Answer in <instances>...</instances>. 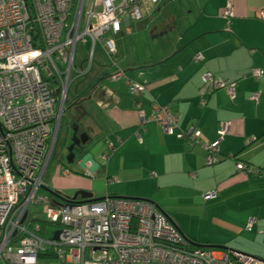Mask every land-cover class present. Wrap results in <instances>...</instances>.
Returning a JSON list of instances; mask_svg holds the SVG:
<instances>
[{
    "label": "crops",
    "instance_id": "1",
    "mask_svg": "<svg viewBox=\"0 0 264 264\" xmlns=\"http://www.w3.org/2000/svg\"><path fill=\"white\" fill-rule=\"evenodd\" d=\"M177 3L184 1L161 0L138 25L145 33L166 10L160 31L152 39L142 35L140 58L133 32L130 51L121 49L132 58L121 57V66L178 116L182 128L193 125L201 143L218 140L221 123H230L219 145L222 160L208 164L201 146L156 123L143 124L141 113H151L149 95L132 96L124 81L104 76L86 105L96 138L78 161L82 175L72 179L68 170L64 179L69 188L98 193L95 199L150 201L192 240L264 260V174L237 168L244 162L264 168V142H254L264 134V0H192L188 11L173 14ZM206 73L235 85V99L206 84ZM212 191L217 196L205 200Z\"/></svg>",
    "mask_w": 264,
    "mask_h": 264
},
{
    "label": "built area",
    "instance_id": "2",
    "mask_svg": "<svg viewBox=\"0 0 264 264\" xmlns=\"http://www.w3.org/2000/svg\"><path fill=\"white\" fill-rule=\"evenodd\" d=\"M160 2L0 0V264H264L240 252L192 247L187 235L150 201L106 196L73 203L47 185L73 84L91 75L98 50L107 58L112 81H124L132 96L152 99L150 115L141 113L143 124L156 123L168 135L179 130V138L206 151L208 164L222 160L219 145L230 123H221L218 140L201 143L200 132L180 129L170 108L121 66V37L132 35L134 25L154 14ZM230 13L229 6L225 15ZM35 28L39 39H34ZM87 44L86 64L78 66L77 49ZM203 80L235 99V85L216 81L211 73ZM258 97L253 94L251 100ZM237 168L257 173L242 163ZM252 227L250 220L248 230Z\"/></svg>",
    "mask_w": 264,
    "mask_h": 264
},
{
    "label": "rangeland",
    "instance_id": "3",
    "mask_svg": "<svg viewBox=\"0 0 264 264\" xmlns=\"http://www.w3.org/2000/svg\"><path fill=\"white\" fill-rule=\"evenodd\" d=\"M184 4H180L177 3L176 5L172 6L170 8V10L173 12V14H180L183 12L188 11L189 7H188V3L191 2L192 0H183ZM167 14L166 10L162 11V13H160V15L158 14V16L155 19V23L151 24V26L149 28H147V31L145 33H140V27L138 25H140V23H136L134 26V38H135V43H136V51H137V56L140 58V40L143 39L145 35L146 38H151L152 36L156 35L160 29H161V24H162V20L167 18ZM156 27V29H155ZM153 42V41H152ZM85 48L88 47L87 45H83ZM135 52V50L133 51ZM124 55V60H131V55L127 56L126 53H123ZM126 57V59H125ZM77 81V80H76ZM75 81V83H76ZM110 83L109 80H105L104 83ZM74 83V84H75ZM74 84H73V88H74ZM73 93V89L71 91V94ZM70 94V95H71ZM92 105V103H90V106ZM93 111V110H92ZM69 115L68 112L65 113V116L63 118V122H62V127H61V131H60V137H59V143H58V149L56 150V159H54L51 163V166L49 168V172L47 174L46 177V182L47 185L49 186V189L51 191H59L61 193H63L65 196L72 198L77 191H79L78 189L75 188H69L68 187V183L69 180L68 179H64V175L63 172L65 170H70L72 172V179L79 177L82 175V171L83 168L79 166V158H80V154L78 152H76V160L73 163H68L67 161V153H68V148L71 145V135H72V129L70 127V119H69ZM87 122V121H86ZM89 122V120H88ZM85 123V122H84ZM90 135H92V132L90 133ZM94 132L93 135L91 137L92 141L96 138V136H94ZM91 141V142H92ZM94 162V161H93ZM41 194H45L46 196L49 195V192H46L45 190H40ZM94 196L99 198L98 193H94ZM112 197V196H109ZM184 203L186 202H190V201H182ZM42 206H38L36 207V211H41ZM47 232L49 235L52 234L53 232V228L52 227H47Z\"/></svg>",
    "mask_w": 264,
    "mask_h": 264
},
{
    "label": "trees",
    "instance_id": "4",
    "mask_svg": "<svg viewBox=\"0 0 264 264\" xmlns=\"http://www.w3.org/2000/svg\"><path fill=\"white\" fill-rule=\"evenodd\" d=\"M33 35H34V39H39V36L41 38V34H40V31H39V28H35L33 30ZM118 50H119V53H120V56L123 58V53L121 51V49L123 51H130V48L132 47V44H133V38H132V35L130 36H127V37H121V40L119 41L118 43ZM124 45V46H121ZM89 45L88 47H84L83 45H79L78 49H77V54H76V61H77V64L78 66H81L82 64H86V60H87V57L89 56ZM96 62H95V66H94V69L91 73V75L88 77V78H83V79H78L76 81V83L74 84V88L73 89V93L69 96V103L67 104V106H72V103H74L75 101H82L83 98H88L92 93L93 91L95 90V88L98 86V83H99V80L102 78V77H107L108 76V71H107V58L105 57V55L103 54V52L101 50H98V52H96ZM226 84H229V83H226ZM215 91L216 90H225L224 88H218V89H214ZM72 91V90H71ZM226 91V90H225ZM143 98V97H142ZM153 98V96H152ZM151 102H152V99L150 98ZM203 99L200 100V103ZM207 103V100L204 99ZM67 106H66V109H67ZM171 110V109H170ZM172 111V110H171ZM174 115H176L174 112H172ZM177 116V115H176ZM178 118V116H177ZM179 124V122H178ZM62 127V126H61ZM189 127H194L193 125L191 126H187L185 128H182L179 124V128L180 129H183V130H186L187 128ZM195 128V127H194ZM196 131V129H195ZM179 130H177V132L175 134H173L172 136H177L178 137V133ZM197 132V131H196ZM182 139H185V141L187 140L186 138H182ZM256 143H259V142H264V134L261 135L256 141H254ZM253 142V143H254ZM190 143V142H189ZM191 144V143H190ZM58 149V145H57V148L56 150ZM238 158L237 156L234 157V159ZM54 159H56V151H55V157ZM244 164L246 167H251L253 168L257 173H255L256 175H260V174H264V168H261V167H256L254 165H251V164H247V163H242ZM240 171H245V172H248L246 170H240ZM250 173V172H248ZM250 174H254V173H250ZM61 196L59 197L61 199V197L63 198V200H66L67 199H71L67 196H65L63 193L57 191ZM189 238V237H188ZM190 240V243H191V246L192 247H198V248H214V249H223L221 247H216V246H210L208 245L207 243H203V242H196L194 240H192L191 238H189ZM223 250H226V249H223ZM227 251V250H226ZM228 252H232V251H228Z\"/></svg>",
    "mask_w": 264,
    "mask_h": 264
},
{
    "label": "flooded vegetation",
    "instance_id": "5",
    "mask_svg": "<svg viewBox=\"0 0 264 264\" xmlns=\"http://www.w3.org/2000/svg\"><path fill=\"white\" fill-rule=\"evenodd\" d=\"M89 102H90L89 100L86 102L75 101L74 103H72V106H69V107L67 106V109L65 112V113L68 112V115L70 117L69 119L71 121V123H70L71 129L74 128L75 122L79 121L80 127L78 129V132L76 133V136L79 138L85 136V134H87L89 136V139L86 142V144H81L80 146H75V148H74L75 160H76V156H77L76 152H78L80 154L79 161L83 160L87 156V154L85 152H86L87 147L89 146V143L92 140V137L90 135V133L92 131L91 122L90 121L88 122V120L90 118L89 117L90 113L86 110L87 109L86 105L88 106ZM80 106L84 107V109L88 112V115L84 112V110L76 111L77 108H79ZM73 135H74V132L72 130L71 140H72ZM71 145H72V142H71ZM68 155H69V152L67 153V156ZM87 171L89 172V170H87Z\"/></svg>",
    "mask_w": 264,
    "mask_h": 264
},
{
    "label": "water",
    "instance_id": "6",
    "mask_svg": "<svg viewBox=\"0 0 264 264\" xmlns=\"http://www.w3.org/2000/svg\"><path fill=\"white\" fill-rule=\"evenodd\" d=\"M90 99H91V97L88 99H83L82 101L86 102ZM80 110H84V112L88 115V112L84 109L83 106H80L79 108H77L76 111H80ZM79 127H80L79 121H76L74 128H72V130L74 132V135H73L72 140H71L72 145H70V147L68 148V152H69V155L67 156L68 163L75 162V153H74L75 146H80L81 144H86V142L89 139V136L87 134H85V136L80 137V138L76 136V133L78 132ZM101 199L102 198L95 199L93 193L85 191V190L77 191L76 194L71 199L66 198L67 201L73 202V203L91 202V201H96V200H101Z\"/></svg>",
    "mask_w": 264,
    "mask_h": 264
}]
</instances>
